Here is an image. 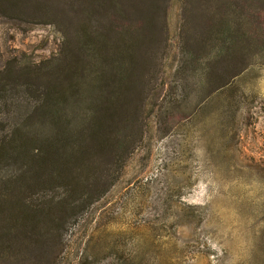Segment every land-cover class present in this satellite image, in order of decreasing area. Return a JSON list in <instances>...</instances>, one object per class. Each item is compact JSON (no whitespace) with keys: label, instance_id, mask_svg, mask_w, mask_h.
<instances>
[{"label":"rangeland","instance_id":"obj_1","mask_svg":"<svg viewBox=\"0 0 264 264\" xmlns=\"http://www.w3.org/2000/svg\"><path fill=\"white\" fill-rule=\"evenodd\" d=\"M4 135L30 264H264V0H0Z\"/></svg>","mask_w":264,"mask_h":264},{"label":"trees","instance_id":"obj_2","mask_svg":"<svg viewBox=\"0 0 264 264\" xmlns=\"http://www.w3.org/2000/svg\"><path fill=\"white\" fill-rule=\"evenodd\" d=\"M5 136L0 140V168L2 162L20 149V144L15 140H3ZM96 144L97 146L85 144L86 148L82 152L88 154L93 147L95 150L104 147L99 142ZM13 192L14 188L7 182L0 186V264H30L28 256L21 250L22 247H29V242H25L26 237L32 239L31 232L33 233V227L38 225L40 218L55 215L52 209L46 210L40 206L42 202L38 201L39 198L27 200L23 196L15 204Z\"/></svg>","mask_w":264,"mask_h":264}]
</instances>
